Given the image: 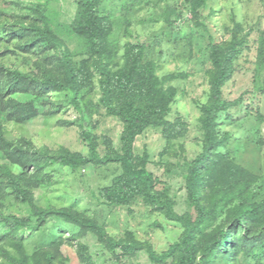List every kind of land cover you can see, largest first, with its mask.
I'll return each mask as SVG.
<instances>
[{
  "label": "rangeland",
  "instance_id": "rangeland-1",
  "mask_svg": "<svg viewBox=\"0 0 264 264\" xmlns=\"http://www.w3.org/2000/svg\"><path fill=\"white\" fill-rule=\"evenodd\" d=\"M78 0H0V23L15 21L27 16L34 18L31 6L44 8L47 20L54 32L61 37L78 61L86 56L83 38L69 28ZM98 12L110 17L113 31L110 41L115 47L116 56L113 68L123 63V50L128 42L144 43L145 57L156 65V74L163 78L167 74H183L164 83L176 89L174 102L168 119L181 118L187 125L185 134L166 147L159 128H147L134 142V153L148 154V169L164 186L172 198L177 213H193L187 202L185 189L186 163L201 151L202 130L199 124L200 105L208 99L209 84L207 69L208 42L227 41L237 32L244 39L237 68L222 88L226 99L238 103L217 117L218 129L228 132L230 139L219 151L227 153L230 159L242 166L250 174L248 191L253 200L264 198V93L258 87L264 81V0H207L201 9V26L191 18L186 0H102ZM168 19V20H167ZM0 40V65L14 67L22 71L38 73L35 63L36 52L22 53L16 45L19 41ZM19 101L32 100L39 115L24 123L6 121L0 105V123L8 139H24L34 147L56 153L64 147L71 151L87 153V145L80 136L79 113L69 102L67 92L51 91L44 96L30 93L13 95ZM86 97L97 103L100 91L97 77L92 90ZM0 99L1 94H0ZM52 106V114H44L45 103ZM86 129L98 139V152L105 154L104 137H108L118 148L122 122L107 115L105 109H96L86 116ZM4 160L0 155V164ZM17 173L20 169L12 167ZM46 171L51 173V182L32 188L35 203L42 207H73L102 224L107 233L119 239L131 232L135 239L149 243L157 252L167 250L178 240L182 226L169 220L157 210H152L140 200L129 206H114L98 197V189L111 182L121 169L118 163L87 165L72 169L64 165H53ZM208 196V195H207ZM227 207H223L212 227L222 223ZM30 216L27 204L17 200L5 178L0 173V215ZM249 232L237 251L228 260L216 264H264V241L261 225L250 224ZM77 228L57 217H49L39 227L10 231L0 226V264H12L6 253L17 255V246L22 245L28 254L42 248H49L57 242L61 255L67 259L64 264H83L78 259L76 243L87 245L96 264H155L150 261L145 250L134 256H117L98 243L95 236L85 234L78 240H70ZM241 241V240H239ZM172 264L171 259L165 263Z\"/></svg>",
  "mask_w": 264,
  "mask_h": 264
},
{
  "label": "trees",
  "instance_id": "trees-1",
  "mask_svg": "<svg viewBox=\"0 0 264 264\" xmlns=\"http://www.w3.org/2000/svg\"><path fill=\"white\" fill-rule=\"evenodd\" d=\"M101 1H77L69 28L83 38L87 51L78 61L54 32L40 5L29 7L35 15L32 20L25 16L0 23V40L6 35L8 40L19 41L16 47L20 52L39 54L35 63L38 73L0 65V105L5 120L24 123L39 115L34 102L17 100L13 96L17 93L44 96L51 91L67 92L70 104L79 113L80 136L87 145L86 154L64 147L50 153L24 139H8L0 123V155L4 160L0 164V173L14 197L27 204L30 216L35 217L33 223L27 217L0 215V226L5 225L14 232L42 226L49 217H57L77 228L70 235L72 241L89 233L117 256L131 257L145 250L155 264L165 263L168 259L172 264H216L218 258L228 260L248 234L250 224L261 225L264 241V198L258 202L253 200L254 195L248 191L250 174L234 163L226 152L219 151L226 146L230 134L219 131L218 114L239 101L226 99L222 88L236 71L244 39L238 37L237 32L227 41L209 39V92L208 99L199 107L198 118L202 130L201 151L186 163L184 177L187 202L193 213L179 214L168 190L159 186V180L148 169L147 152L136 155L133 146L136 137L150 127L161 130L166 147L185 134L187 125L181 118L168 119L176 89L172 85L164 86L165 82L183 74L171 73L159 78L155 63L145 57V44L139 42L126 43L122 65L113 68L116 56L110 41L113 23L109 16L98 12ZM186 1L191 18L201 26V9L207 0ZM95 77L100 91L97 103L86 97L94 86ZM258 91L264 93V81ZM45 106L44 114L54 112L50 103L46 102ZM100 107L123 124L118 148L104 137L106 152L103 156L98 152L97 137L86 129V116L90 117ZM107 163H118L121 171L109 184L98 189V197L114 206H129L140 200L152 210L162 212L167 219L180 223L182 232L167 250L157 252L151 244L138 241L129 231L124 237L115 239L95 218L73 207L42 208L35 203L32 188L51 182V173L46 171L48 167L56 164L75 169ZM14 166L20 169L17 173L13 171ZM223 207H227L225 219L212 227ZM4 236L0 235V241ZM61 245L63 242L60 241L32 254L18 245L17 255L6 253L5 256L12 264H64L67 257L61 255ZM76 250L81 263L96 264L86 244L77 241Z\"/></svg>",
  "mask_w": 264,
  "mask_h": 264
}]
</instances>
